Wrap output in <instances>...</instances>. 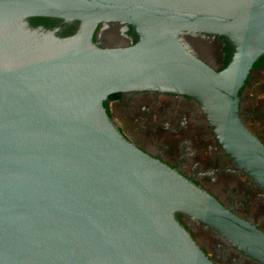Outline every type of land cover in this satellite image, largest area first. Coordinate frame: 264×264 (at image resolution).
Instances as JSON below:
<instances>
[{
  "label": "water",
  "instance_id": "obj_1",
  "mask_svg": "<svg viewBox=\"0 0 264 264\" xmlns=\"http://www.w3.org/2000/svg\"><path fill=\"white\" fill-rule=\"evenodd\" d=\"M30 17L75 31L32 29ZM113 25L136 41L95 44ZM204 35L230 46L222 70L185 43ZM263 54L264 0H0V264H216L176 213L264 264L262 231L137 148L105 107L127 91L191 97L264 190V144L238 108Z\"/></svg>",
  "mask_w": 264,
  "mask_h": 264
},
{
  "label": "flooded vegetation",
  "instance_id": "obj_2",
  "mask_svg": "<svg viewBox=\"0 0 264 264\" xmlns=\"http://www.w3.org/2000/svg\"><path fill=\"white\" fill-rule=\"evenodd\" d=\"M26 21L32 29L51 30L62 37L75 31V25L59 18L30 17ZM112 30L116 38L107 40L103 36L99 40L95 34L94 43L101 47L121 46L137 39L130 27L113 25ZM185 43L215 70H222L231 54L222 37L189 36ZM214 47L218 50L217 57L212 52L210 56L201 55ZM238 96L243 124L264 144V54L254 63ZM105 107L117 129L137 148L264 233V190L225 153L200 106L191 97L170 92L127 91L110 95ZM175 218L216 264H261L232 247L206 224L180 213Z\"/></svg>",
  "mask_w": 264,
  "mask_h": 264
},
{
  "label": "rangeland",
  "instance_id": "obj_3",
  "mask_svg": "<svg viewBox=\"0 0 264 264\" xmlns=\"http://www.w3.org/2000/svg\"><path fill=\"white\" fill-rule=\"evenodd\" d=\"M112 27H113V26H110L109 29H107L106 32H105V34H104V35H106L107 40L110 39V38H112V39L116 38V35H115L114 31L112 30ZM101 31H102V30H101ZM112 39H110V40H112ZM202 47H204V46H202ZM211 52H212V54H213L215 57L218 56V50H217V48H215V47H214V49L211 50V51H209V50H208V51H205V52L202 51L201 55H202L203 57H204V56H210V55H211V54H210ZM213 55H212V56H213Z\"/></svg>",
  "mask_w": 264,
  "mask_h": 264
},
{
  "label": "trees",
  "instance_id": "obj_4",
  "mask_svg": "<svg viewBox=\"0 0 264 264\" xmlns=\"http://www.w3.org/2000/svg\"><path fill=\"white\" fill-rule=\"evenodd\" d=\"M72 30H73V29H72V28H70V29H69V33H71V32H72ZM111 97H112V96H111ZM111 97H110V98H111ZM106 107H107V106H106Z\"/></svg>",
  "mask_w": 264,
  "mask_h": 264
},
{
  "label": "bare ground",
  "instance_id": "obj_5",
  "mask_svg": "<svg viewBox=\"0 0 264 264\" xmlns=\"http://www.w3.org/2000/svg\"><path fill=\"white\" fill-rule=\"evenodd\" d=\"M104 36H106V35H104Z\"/></svg>",
  "mask_w": 264,
  "mask_h": 264
}]
</instances>
